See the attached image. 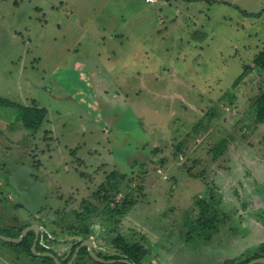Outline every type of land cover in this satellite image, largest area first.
I'll use <instances>...</instances> for the list:
<instances>
[{
    "label": "rangeland",
    "instance_id": "obj_1",
    "mask_svg": "<svg viewBox=\"0 0 264 264\" xmlns=\"http://www.w3.org/2000/svg\"><path fill=\"white\" fill-rule=\"evenodd\" d=\"M261 51L264 0H0V97L48 109L32 133L0 104V227L39 225L43 248L64 262L90 223L77 217L87 200L103 210L87 235L97 253L118 254L112 240L123 234L144 242L145 264L255 254ZM112 172L124 185L114 193L137 201L116 230L105 208L115 202L100 191ZM199 199L217 212L214 229H191ZM13 253L0 239V264L20 262ZM71 264L97 263L78 254Z\"/></svg>",
    "mask_w": 264,
    "mask_h": 264
},
{
    "label": "trees",
    "instance_id": "obj_2",
    "mask_svg": "<svg viewBox=\"0 0 264 264\" xmlns=\"http://www.w3.org/2000/svg\"><path fill=\"white\" fill-rule=\"evenodd\" d=\"M253 65L263 69L264 70V51L258 52L253 60ZM253 68L252 65H246L244 71L236 78L234 85H238L240 81L245 77V75ZM0 104H5L8 106H13L17 110V118L19 121L23 123L26 129H28L32 133H37L41 127L43 126L46 117L48 115V109L45 107L39 106L36 101H34L32 104H22L17 101H11L7 98L0 97ZM253 107L255 108V117L257 122H264V88L262 91L256 96ZM213 151L215 153V157L219 156L222 153V147L216 145L213 148ZM114 178V179H112ZM122 181V177L116 176L115 172H112L109 174L106 184L102 185L100 191L104 192L103 197L108 199V203H114L115 206L109 207L107 204L105 208L108 209L107 218L109 221H112V224L115 225V229H117L118 225L121 223V218H123L126 214H128L137 204V201L133 199L132 193L129 189H127L124 194L120 197H118V194H115L114 192L120 191V189L124 186ZM126 187V186H125ZM112 192V193H110ZM111 195V197H110ZM110 197V198H109ZM206 203V204H205ZM196 204L200 207L201 211L199 214V218L197 219V222L195 225H192L191 229H194L195 231L199 229H210L215 228L216 226V217L217 212L214 211V209H210L209 202L199 199L196 201ZM205 204V205H204ZM83 207L85 208L82 212L77 213V217L81 218L83 221H90V223L86 224L85 226H82L79 234L82 235V238L78 240L74 246L72 253L70 254L69 258L64 261L63 263H68V261L73 256L75 250L77 247H79L85 240L88 239V234L92 232V219L98 218L100 211L103 210L99 209L97 206L92 205L87 200L84 201ZM214 211L215 213L213 218L209 216V214ZM212 214V213H211ZM99 219V218H98ZM30 224H25L20 227H9V228H1L0 227V233L12 236V237H19L22 234L23 229L26 226H29ZM74 227V226H73ZM72 228V226L70 227ZM205 231V230H204ZM189 233H192L189 231ZM34 230L29 231V233L24 237V239L21 242H7L2 240L7 245H10L13 247V249L18 251L27 252L29 254H32L31 246L34 241ZM205 234V233H203ZM77 235V234H76ZM210 236V233L208 232L207 237ZM112 245H114L118 250V254H103L99 253L101 257L104 259H128L133 264H145V259L147 254H149V249L146 247L144 242L140 240H133L128 239L123 234H118L116 238L112 240ZM258 251L253 254L252 256H249L237 263L235 261H230L229 264H248L252 259L264 256V243H262L258 247ZM43 250H48L45 248H42ZM88 255L91 259L94 260V258L90 255L88 246L81 247L79 258L84 257V255ZM47 259H52L51 257ZM53 261V260H52ZM95 263L97 264H129L126 262H116V263H100L95 260ZM52 264V262H51ZM56 264V263H54ZM257 264H264V263H257Z\"/></svg>",
    "mask_w": 264,
    "mask_h": 264
},
{
    "label": "water",
    "instance_id": "obj_3",
    "mask_svg": "<svg viewBox=\"0 0 264 264\" xmlns=\"http://www.w3.org/2000/svg\"><path fill=\"white\" fill-rule=\"evenodd\" d=\"M32 229H36L37 230L36 232L38 234L39 226L36 224H32V225L26 226L23 229L22 234L19 237H12V236H8V235L0 233V239L7 241V242H21L24 239V237L29 233V231H31ZM83 246H88V250H89L90 255L97 262H100V263L126 262L129 264H133L128 259H104L103 257H101L96 252L95 243L90 239L85 240L79 247L76 248V250H75V252H74V254H73V256H72V258L68 264H71L75 260V258L80 253L81 247H83ZM32 251L34 254H37V255H44V256L46 255V256L54 257L56 259V262H58V264H64L61 260H59V258H57L55 256V254L53 252L39 253L36 249V241H35V244L33 245ZM257 263H264V256L254 258L248 264H257Z\"/></svg>",
    "mask_w": 264,
    "mask_h": 264
},
{
    "label": "flooded vegetation",
    "instance_id": "obj_4",
    "mask_svg": "<svg viewBox=\"0 0 264 264\" xmlns=\"http://www.w3.org/2000/svg\"><path fill=\"white\" fill-rule=\"evenodd\" d=\"M30 225H32V224H30ZM32 230H34L35 234H34V241H33V244L31 246V250H32L33 245L35 244V241H36V249L39 253L49 252L50 250H43L42 249L43 248V246H42V241H43L42 228H39L38 234L36 232L37 231L36 229H32ZM13 252H14L13 256H15V259L17 258V261H20V262H16V264H30L28 261V258L32 262L31 264H51V260L47 259V258H49V256H46V255L45 256L44 255H37V254H34L33 251H32V253H33V255H32V254H29L27 252L18 251V250H14V249H13ZM52 252H53V250H52ZM25 253H27V257H25ZM55 256H56V254H55ZM10 258H12V255H10ZM26 258H27V260H26ZM57 258H59V260H61L62 262L64 260L63 257L60 255ZM53 260H54V258H53Z\"/></svg>",
    "mask_w": 264,
    "mask_h": 264
},
{
    "label": "built area",
    "instance_id": "obj_5",
    "mask_svg": "<svg viewBox=\"0 0 264 264\" xmlns=\"http://www.w3.org/2000/svg\"><path fill=\"white\" fill-rule=\"evenodd\" d=\"M147 1H155V0H147Z\"/></svg>",
    "mask_w": 264,
    "mask_h": 264
}]
</instances>
